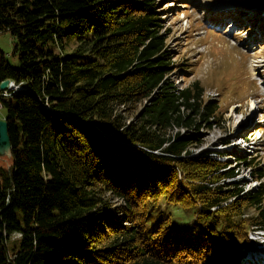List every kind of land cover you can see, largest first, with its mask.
<instances>
[{"label":"trees","instance_id":"trees-1","mask_svg":"<svg viewBox=\"0 0 264 264\" xmlns=\"http://www.w3.org/2000/svg\"><path fill=\"white\" fill-rule=\"evenodd\" d=\"M156 4L0 0L16 56L12 65L0 51V82L21 86L0 90L11 146L0 264H239L251 247L264 188L228 186L232 166L187 150L220 111L197 80L174 84ZM241 160L260 180L264 170ZM178 207L192 223L179 225Z\"/></svg>","mask_w":264,"mask_h":264},{"label":"rangeland","instance_id":"rangeland-1","mask_svg":"<svg viewBox=\"0 0 264 264\" xmlns=\"http://www.w3.org/2000/svg\"><path fill=\"white\" fill-rule=\"evenodd\" d=\"M156 2L163 26L169 31L166 45L173 51V62H177L170 74L174 84L184 86L197 80L203 88V100L217 103L220 111L218 123L209 128L200 126L198 141L187 150L190 155L202 150L216 152L210 155L213 159L232 166L236 174L225 179L228 186L241 182L246 190L260 182L264 188V175L260 180L250 179L241 160L243 156L250 157L254 169L264 170V0ZM13 41L8 31H0V51L15 65ZM144 101L138 102L128 116L135 115ZM3 113L0 108V118ZM180 132L192 133L196 129L180 128ZM244 135H250L247 146L235 152L233 144ZM9 163V156H0V167ZM117 203L111 200L112 205ZM259 207L264 214V197ZM249 212L255 213L256 208ZM173 215L183 220L179 222L181 226L193 222L189 211L181 207L175 208ZM248 236L252 246L243 249L239 264H262L264 258L250 254L264 255V223L260 233L251 231Z\"/></svg>","mask_w":264,"mask_h":264},{"label":"water","instance_id":"water-1","mask_svg":"<svg viewBox=\"0 0 264 264\" xmlns=\"http://www.w3.org/2000/svg\"><path fill=\"white\" fill-rule=\"evenodd\" d=\"M21 86L15 84L14 81L10 79H4L0 82V90H17ZM10 140L7 132V122L4 118H0V156H10Z\"/></svg>","mask_w":264,"mask_h":264},{"label":"bare ground","instance_id":"bare-ground-1","mask_svg":"<svg viewBox=\"0 0 264 264\" xmlns=\"http://www.w3.org/2000/svg\"><path fill=\"white\" fill-rule=\"evenodd\" d=\"M252 103V102H251ZM251 106H253V104H251ZM258 259H262L261 257H257ZM264 262H262V264H263Z\"/></svg>","mask_w":264,"mask_h":264},{"label":"built area","instance_id":"built-area-1","mask_svg":"<svg viewBox=\"0 0 264 264\" xmlns=\"http://www.w3.org/2000/svg\"><path fill=\"white\" fill-rule=\"evenodd\" d=\"M2 94H3V95H6V94H7V92H6V91H4ZM0 106H1V105H0Z\"/></svg>","mask_w":264,"mask_h":264}]
</instances>
